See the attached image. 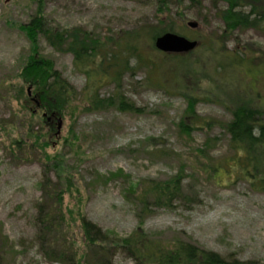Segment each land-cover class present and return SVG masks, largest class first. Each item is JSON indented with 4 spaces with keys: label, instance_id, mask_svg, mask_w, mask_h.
I'll use <instances>...</instances> for the list:
<instances>
[{
    "label": "rangeland",
    "instance_id": "374dc122",
    "mask_svg": "<svg viewBox=\"0 0 264 264\" xmlns=\"http://www.w3.org/2000/svg\"><path fill=\"white\" fill-rule=\"evenodd\" d=\"M37 11V0H0V264H137L126 247L111 243L133 233L171 244L191 242L230 262L264 264V189L236 173L230 176L235 163L226 130L233 118L227 105L234 85L259 89L257 103L263 101L258 106L264 109V76L253 82L264 72V32L252 28L223 35L225 24L211 0L199 5L189 0L165 5L159 0H44L48 26L79 28L99 38L108 51H118L127 32L143 31L168 15L175 33L201 41L193 53L182 54L185 61L203 67L195 74L172 59L177 55L159 51L144 37L141 51L157 69L132 58L133 69L124 74L120 88L108 77L97 83L100 97L112 99L113 105L86 110L87 76L71 52L57 51L40 35L39 52L78 91L76 102L62 112V132L56 135L57 119L52 124L43 116L35 88L20 78L33 54L22 25ZM190 20L200 27L189 28ZM212 37L220 38L226 53L244 56L246 62L236 71H215L218 61L209 57L205 44ZM213 74L214 86L209 81ZM180 83L186 89L181 90ZM219 83L221 99L209 92L219 91ZM185 94L199 98L196 114L212 122L193 125L191 134L179 126L181 120L193 118ZM121 96L141 111L120 109ZM262 109L259 118H264ZM30 112L35 113L33 121ZM30 125L35 134L50 132L46 151L61 156L60 167L66 170L62 178L56 168L44 164L43 149L27 135ZM14 140L25 142L24 148H17ZM217 162H224L226 169L213 172ZM172 177H179L183 186L182 197L172 206L141 202L142 189L150 181ZM48 178L54 184L60 181L67 192L51 232L39 223L40 209L51 205L45 199ZM82 218L108 237L101 244L107 255L90 257ZM62 248L65 255L53 253Z\"/></svg>",
    "mask_w": 264,
    "mask_h": 264
},
{
    "label": "trees",
    "instance_id": "16d2710c",
    "mask_svg": "<svg viewBox=\"0 0 264 264\" xmlns=\"http://www.w3.org/2000/svg\"><path fill=\"white\" fill-rule=\"evenodd\" d=\"M163 5L169 0H159ZM195 4H201L203 0H189ZM214 7L217 9L219 17L225 24L223 35L231 34L238 30L256 29L264 32V0H211ZM38 13L25 25H22L23 30L27 33L28 38L32 42L33 54L29 57L28 62L20 74V78L24 85H31L36 90L37 97L40 99L39 109L44 110V113H57L63 117L62 112L67 111L72 103L76 102L78 91L62 73L55 68L53 62L45 58L39 52V37L43 35L47 42L60 52H71L75 57L76 66L88 78V83L83 91L84 102L88 109H103L106 106L113 105L112 99L101 98L100 89L97 86L99 81H103L105 77L118 87H121V81L124 74L128 73L133 68L131 67V59L136 58L137 63L144 66L157 69V65L153 60H150L145 55L142 47L143 38L147 37L148 41L155 45L157 37L167 33H175V23L168 16L160 17L157 23H150L144 27L143 31L137 30L127 32L124 40L118 44L120 49L116 52L104 49V43L92 36L90 33L81 29H61L58 27L48 26L44 15V0H37ZM225 4V6H221ZM165 7H168L167 5ZM199 41V46L201 41ZM207 52L210 58H215L218 61L215 71L224 69L228 72L236 71L237 67L246 62L244 56H235L226 53L220 45V38L212 37L205 42ZM203 45V43H202ZM195 49V50H197ZM194 50V51H195ZM194 51L190 52L193 53ZM189 53V54H190ZM170 56L177 55L172 59H179L185 67V72H194L200 74L203 72L202 66L197 63V67L192 62H187V56L175 53H166ZM188 54V53H187ZM175 59V60H177ZM253 60H255L253 58ZM251 64V62H249ZM200 68V69H199ZM202 70V71H201ZM264 72H259L258 78L264 76ZM211 76V75H210ZM209 76V78H210ZM98 77V79H96ZM209 79L212 86L216 84L217 76L212 75ZM202 77H198L197 81ZM216 81V82H215ZM180 83L181 90L186 89ZM220 83L218 84V86ZM223 89L219 86V91L211 90L217 99L220 97V91ZM250 92V93H249ZM228 93L230 101L227 108L232 113V120L226 125V130L231 136V149L233 150L232 162L229 171L232 177L234 173L244 178L252 180L254 185L264 189V118H259L261 109L258 102L260 100V91L248 90L245 91L241 87L234 85L233 90ZM20 95H24V90L20 89ZM190 102V113L193 118L181 120L179 126L181 130L187 134L192 133V127L207 125L212 122L205 118H200L195 111L196 101L199 98L185 94ZM115 99V98H114ZM221 99V98H219ZM38 100V99H37ZM117 100V99H116ZM120 109L126 111L140 112L139 108L129 103L127 99L121 96L118 100ZM39 102V100H38ZM38 109V106H37ZM264 110V109H262ZM30 119L33 121L35 113L30 112ZM192 119V120H190ZM46 125H51L43 118ZM53 124V123H52ZM4 126V125H3ZM2 122H0V127ZM30 139H34L33 143L43 149V161L47 166L58 170L59 178H62L66 173L61 165V156L49 154L46 151L48 139L51 136L50 132L46 134H35L33 126H29ZM25 142L20 143L19 140H14V145L17 148L23 149ZM27 145V144H26ZM212 166L213 172H221L226 169L224 162ZM71 177L65 176L67 181ZM230 179V178H229ZM68 183L71 181H67ZM182 181L179 177H172L166 181H150L141 192V202L146 204L147 201H152L155 206H172L173 203L182 197ZM62 190V184L59 181L54 184L48 178L45 185V199L51 201V205L42 206L39 212V223L43 230L48 232L54 231L60 219V214L63 212V203L65 194ZM44 199V200H45ZM82 227L85 233L88 244V254L94 260L100 257L101 254L107 255L108 251L101 247V244L106 242L108 237L102 229L93 224L90 220L82 218ZM113 241V240H112ZM112 244L122 245L128 249L132 258L137 264H254L239 261H228L219 253L205 250L191 242H183L176 240L173 244L165 241L153 239L148 236L133 233L130 236L122 239H115ZM114 245V246H115ZM113 246V247H114ZM112 247V248H113ZM53 253L65 255L66 251L62 248ZM96 264V263H95Z\"/></svg>",
    "mask_w": 264,
    "mask_h": 264
},
{
    "label": "water",
    "instance_id": "95a60500",
    "mask_svg": "<svg viewBox=\"0 0 264 264\" xmlns=\"http://www.w3.org/2000/svg\"><path fill=\"white\" fill-rule=\"evenodd\" d=\"M10 1L11 0H6L7 3ZM187 26L191 29H198L200 27L199 23L195 20L188 21ZM155 45L159 50L167 53H188L194 51L198 47L199 41L178 33L167 32L156 38ZM38 104H40V102H38ZM44 116L46 117L47 114L45 113ZM52 118L57 119L58 130L56 135H60L64 124L63 117L56 113H52L48 117V120Z\"/></svg>",
    "mask_w": 264,
    "mask_h": 264
}]
</instances>
